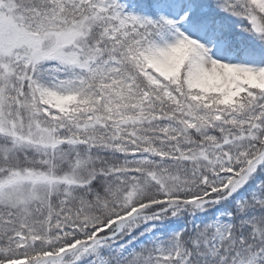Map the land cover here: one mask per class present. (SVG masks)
I'll return each instance as SVG.
<instances>
[{
  "label": "snow or ice",
  "instance_id": "6c2138e0",
  "mask_svg": "<svg viewBox=\"0 0 264 264\" xmlns=\"http://www.w3.org/2000/svg\"><path fill=\"white\" fill-rule=\"evenodd\" d=\"M0 264H264V0H0Z\"/></svg>",
  "mask_w": 264,
  "mask_h": 264
}]
</instances>
